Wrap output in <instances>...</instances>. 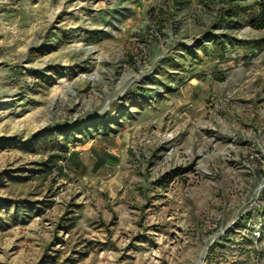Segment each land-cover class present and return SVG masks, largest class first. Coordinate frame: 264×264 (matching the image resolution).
<instances>
[{
  "label": "rangeland",
  "instance_id": "rangeland-1",
  "mask_svg": "<svg viewBox=\"0 0 264 264\" xmlns=\"http://www.w3.org/2000/svg\"><path fill=\"white\" fill-rule=\"evenodd\" d=\"M176 1L0 0V264H264L255 0Z\"/></svg>",
  "mask_w": 264,
  "mask_h": 264
},
{
  "label": "trees",
  "instance_id": "trees-1",
  "mask_svg": "<svg viewBox=\"0 0 264 264\" xmlns=\"http://www.w3.org/2000/svg\"><path fill=\"white\" fill-rule=\"evenodd\" d=\"M186 0H177L176 3L177 4H181L184 3ZM235 7L233 8L231 6H228V8L226 9L225 7H220L218 9V20L219 21H225L226 19H230V16H233L234 14H236L238 12V8L241 7L240 3H235ZM250 11L253 13L254 15V19L252 22V25H254L256 28L262 29L264 28V0H255L254 3L251 4L250 6ZM215 40H219L221 47H222V55L225 57V53H227L234 45H236L235 42L230 41L228 34H219L218 36H216ZM240 42V41H239ZM242 42H240L241 44ZM256 46H262L264 44H262V42H256L255 44ZM254 48V46L252 47ZM105 120V118L103 119ZM55 131L57 130L58 133L65 135L67 142H70L71 139V135L74 132V130H71L69 128H67L66 125L64 126H58L57 129H54L51 126H48L45 131ZM246 225V224H244ZM242 225V226H244ZM260 232V230L258 231V233Z\"/></svg>",
  "mask_w": 264,
  "mask_h": 264
}]
</instances>
